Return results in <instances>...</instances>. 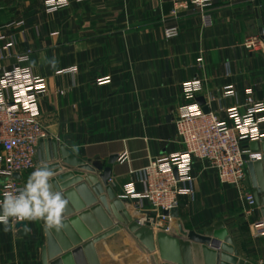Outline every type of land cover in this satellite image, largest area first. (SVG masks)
Here are the masks:
<instances>
[{
  "label": "crops",
  "instance_id": "obj_1",
  "mask_svg": "<svg viewBox=\"0 0 264 264\" xmlns=\"http://www.w3.org/2000/svg\"><path fill=\"white\" fill-rule=\"evenodd\" d=\"M46 1L0 0V36L6 39L0 46L12 43L0 66L10 69L15 55L29 52L20 65L45 81L37 118L46 133L41 140L49 159L36 161L35 168L51 167L54 188L74 190V201L84 203L86 193L75 188L86 182L70 184L78 170L69 163L89 161L110 169L107 184L113 200L125 201L119 210L124 217L150 213L145 200L124 198V187L131 183L141 192V169L183 150L172 119L192 103L183 94L186 82L201 81L195 99L203 97L209 112L221 120H226L227 109L242 105L245 89L264 103V46L248 53L242 45L264 28V0H212L205 11L211 19L208 27L192 5H183L173 17L171 0H72L68 8L52 13L45 11ZM170 26L178 27L179 36L165 40L163 31ZM71 67L74 74L60 73ZM105 77L108 83H97ZM227 86L235 94L223 98ZM73 144L78 152L71 151ZM252 152L262 154L260 148ZM114 155L117 161L109 165ZM35 168L20 175L22 183ZM190 174L193 196L180 198L183 208L169 232L174 224V231L202 234L221 221L238 259L264 263V236H253L251 229L262 219L259 207L247 208L237 189L220 184L204 162L192 159ZM4 180L0 174V184ZM243 187L251 192L247 174ZM107 217L115 224L112 214ZM44 227L43 221H27V235L16 237L13 226L5 231L0 224V264H42ZM71 229L80 237L77 227ZM151 229L154 237L162 232ZM104 231L98 241L92 240L98 264H164L157 249L147 251L124 225Z\"/></svg>",
  "mask_w": 264,
  "mask_h": 264
},
{
  "label": "built area",
  "instance_id": "obj_2",
  "mask_svg": "<svg viewBox=\"0 0 264 264\" xmlns=\"http://www.w3.org/2000/svg\"><path fill=\"white\" fill-rule=\"evenodd\" d=\"M71 1L47 0L45 11L52 13L68 8ZM171 1L173 17L183 5H192L199 11L203 26L211 24L205 11L212 0ZM178 36L177 26L167 27L163 31L165 40ZM5 40V36L1 35L0 41ZM242 45L248 53H253L263 48L264 39L260 35H252L244 39ZM11 46L10 41L0 46V61L7 58L8 55L3 53ZM28 56L29 52L15 55L16 65L10 69L0 66V174L5 177L0 184V199L6 193H14L24 186L20 178L15 179L14 175L20 176L35 168L38 143L46 138L37 118V104L46 94V83L34 75L30 68L20 65L28 60ZM75 72L74 67L60 71L63 74ZM108 82V77L97 81L98 84ZM201 88V81L197 79L183 85V94L192 99V103L172 119L183 150L169 157L149 161L140 171L141 192H136L131 183L124 187V198L145 200L150 206V213H142L137 220L141 226L149 224L155 230L169 232L171 218L164 216L163 212L178 208L181 197L193 196L190 174L192 159L204 162L216 174L220 184L237 189L247 208L254 206L251 193L245 192L243 182L246 178V161L261 158L260 153H253L247 145L264 140V103L254 100L252 89H245L242 105L227 109L226 120H221L211 112L204 113L196 104L195 97ZM234 94L231 86L222 89L223 98ZM125 160L126 156L121 161ZM22 222L27 223H16ZM251 229L253 236H264L263 221L252 223Z\"/></svg>",
  "mask_w": 264,
  "mask_h": 264
},
{
  "label": "water",
  "instance_id": "obj_3",
  "mask_svg": "<svg viewBox=\"0 0 264 264\" xmlns=\"http://www.w3.org/2000/svg\"><path fill=\"white\" fill-rule=\"evenodd\" d=\"M258 34L264 39V28H260ZM195 102L204 113L209 112L203 97H197ZM43 141H39V146L36 149L38 164L45 163L49 159L43 153ZM259 148L262 152L261 158L246 161V174L254 205L259 207L261 221L264 222V140L259 144L258 142L248 144L250 151H257ZM117 158L115 155L110 156L108 164L115 163ZM243 160H245V156H243ZM69 165L78 170L74 172L70 184L84 180L88 187L85 184H80L75 188V191L85 192L86 197H84V203H79L77 200L74 201V190L64 193L66 199L71 203L64 212V216L67 218L63 220V228L59 232L50 231L44 227L45 245L41 250L42 264H98L92 249V240L96 242L104 230H111L122 225L144 245L147 251L153 252L157 249L158 258L164 264H220V259L229 264H249L238 259V251L233 247V241L223 222H216L205 229L202 234L184 230L179 232L178 229L174 231L175 226L172 224L170 232H158L154 237L151 228L138 224L139 217L136 215L124 217V214L119 212V210L122 211L125 201L113 200L114 195L107 184L110 176L108 167L100 169L90 165L89 161L81 162L79 160L72 161ZM173 172L176 177V170ZM71 174L67 173V176L69 177ZM14 178L19 179L20 176L15 174ZM26 182H23V185ZM107 199L112 200V203L109 204ZM180 208H183V205L180 204L178 208L170 212L164 211L163 215L169 216L171 221H175ZM74 212L78 213L73 215ZM107 214L113 215L116 220L115 224L111 222ZM71 227L75 229L77 227L80 237L74 235ZM13 228L16 237L27 235L26 222L16 223ZM93 235L95 237L92 238ZM89 238L92 239L86 241Z\"/></svg>",
  "mask_w": 264,
  "mask_h": 264
},
{
  "label": "clouds",
  "instance_id": "obj_4",
  "mask_svg": "<svg viewBox=\"0 0 264 264\" xmlns=\"http://www.w3.org/2000/svg\"><path fill=\"white\" fill-rule=\"evenodd\" d=\"M71 151L78 152L79 146L73 144ZM53 176L48 166H37L21 189L0 199V224L5 231L19 221H43L50 231L63 228V214L69 201L63 191L54 188Z\"/></svg>",
  "mask_w": 264,
  "mask_h": 264
},
{
  "label": "rangeland",
  "instance_id": "obj_5",
  "mask_svg": "<svg viewBox=\"0 0 264 264\" xmlns=\"http://www.w3.org/2000/svg\"><path fill=\"white\" fill-rule=\"evenodd\" d=\"M224 223V222H223ZM224 225H225V223H224ZM225 227H226V225H225ZM231 237V236H230Z\"/></svg>",
  "mask_w": 264,
  "mask_h": 264
},
{
  "label": "bare ground",
  "instance_id": "obj_6",
  "mask_svg": "<svg viewBox=\"0 0 264 264\" xmlns=\"http://www.w3.org/2000/svg\"><path fill=\"white\" fill-rule=\"evenodd\" d=\"M139 224V223H138ZM163 232V231H162Z\"/></svg>",
  "mask_w": 264,
  "mask_h": 264
}]
</instances>
